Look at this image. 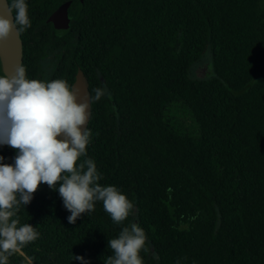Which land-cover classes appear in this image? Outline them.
Instances as JSON below:
<instances>
[{
    "label": "trees",
    "instance_id": "obj_1",
    "mask_svg": "<svg viewBox=\"0 0 264 264\" xmlns=\"http://www.w3.org/2000/svg\"><path fill=\"white\" fill-rule=\"evenodd\" d=\"M26 3V78L73 86L82 70L91 96L106 87L78 163L94 160L99 183L134 209L117 225L98 201L69 224L58 191L41 184L17 212L39 236L9 264H106L108 240L131 223L147 238L144 264H264V0ZM64 5L70 27L58 32L51 17ZM207 54L212 74L193 78ZM171 104L189 109L196 137L173 123ZM15 155L0 145L3 163Z\"/></svg>",
    "mask_w": 264,
    "mask_h": 264
},
{
    "label": "clouds",
    "instance_id": "obj_2",
    "mask_svg": "<svg viewBox=\"0 0 264 264\" xmlns=\"http://www.w3.org/2000/svg\"><path fill=\"white\" fill-rule=\"evenodd\" d=\"M7 16L0 13V41L15 29L19 35L31 27L26 0H4ZM13 10L15 15L13 16ZM94 96L81 98L80 90L63 79L26 78L17 64L14 73L0 75V145L16 151L14 164L0 156V264L21 253L39 233L31 224H20L17 212L28 205L41 184L58 191L69 224L95 210L96 202L120 225L133 213L134 204L115 186H102L94 160L87 156L91 132L85 127L89 107L107 95L106 87L93 89ZM146 235L136 223L122 228L118 238L108 240L113 251L106 264H144L140 252ZM89 264L83 256H74Z\"/></svg>",
    "mask_w": 264,
    "mask_h": 264
},
{
    "label": "water",
    "instance_id": "obj_3",
    "mask_svg": "<svg viewBox=\"0 0 264 264\" xmlns=\"http://www.w3.org/2000/svg\"><path fill=\"white\" fill-rule=\"evenodd\" d=\"M0 13L7 16V9L4 6V0H0ZM51 20L58 32L68 31L70 22L68 18V5H64L56 10L52 15ZM0 61L3 74L9 76L14 73V69L17 64H23V41L20 34H16L15 29H13L12 34L7 40L0 41ZM73 86L80 90L81 98L87 95H91L88 79L82 70L78 71ZM88 111L89 118L87 121V125L85 126L87 127V129L92 118V103L90 104Z\"/></svg>",
    "mask_w": 264,
    "mask_h": 264
},
{
    "label": "rangeland",
    "instance_id": "obj_4",
    "mask_svg": "<svg viewBox=\"0 0 264 264\" xmlns=\"http://www.w3.org/2000/svg\"><path fill=\"white\" fill-rule=\"evenodd\" d=\"M47 64V63H46ZM212 58L209 54L193 66L191 76L197 79H204L212 74ZM47 66V65H46ZM167 114L173 119V123L181 130L191 136L198 135V125L194 121L188 108L180 104H171L168 106Z\"/></svg>",
    "mask_w": 264,
    "mask_h": 264
},
{
    "label": "flooded vegetation",
    "instance_id": "obj_5",
    "mask_svg": "<svg viewBox=\"0 0 264 264\" xmlns=\"http://www.w3.org/2000/svg\"><path fill=\"white\" fill-rule=\"evenodd\" d=\"M68 18H69V20H70V17H69V13H68ZM53 23V22H52ZM54 25V24H53ZM69 27H70V22H69ZM57 31V30H56ZM47 63V64H46ZM44 67L47 69V71H49V68H48V65H49V60H46V61H44ZM47 65V66H46Z\"/></svg>",
    "mask_w": 264,
    "mask_h": 264
}]
</instances>
